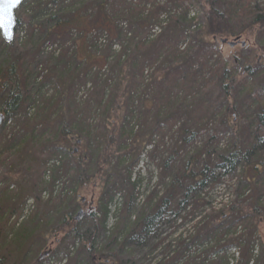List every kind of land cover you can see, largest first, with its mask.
Segmentation results:
<instances>
[{
	"label": "trees",
	"instance_id": "obj_1",
	"mask_svg": "<svg viewBox=\"0 0 264 264\" xmlns=\"http://www.w3.org/2000/svg\"><path fill=\"white\" fill-rule=\"evenodd\" d=\"M167 1L176 9L172 15L161 14L167 5L156 0H25L21 15L25 7L30 10L24 17L16 15L15 32L27 25L38 37L20 43L15 33L10 44L0 37V182L35 199L57 180L76 184L69 190L71 198L51 200L57 208L65 203L54 232L79 243L71 258L63 240L55 243L54 250L60 251L50 256L64 254L66 264H142L135 257L156 248L160 228L185 222L192 223L188 238L165 248L175 245L182 257L166 264H177L191 248L203 247L198 264H264L254 256L255 242L264 234V101L253 92L259 87L264 93V0H199L204 13L194 34L185 30L193 4ZM189 19V26L197 24ZM73 34L80 35L81 47L72 41ZM101 36L107 44L96 54L90 47ZM236 38L248 50L242 59L223 55L214 45ZM46 42L62 51L58 58L39 61ZM68 42L73 49L65 48ZM114 43L120 44L117 52ZM239 64L237 74L233 67ZM45 86L52 91L47 98L41 94ZM239 87L246 90L241 115L235 106ZM239 117L244 128L235 123ZM135 127H141L139 132ZM170 134L174 145L158 166L162 194L152 196L134 217L132 170L143 150ZM228 134L229 143L218 150ZM199 139L202 148L188 153L185 149ZM126 155L130 164L123 174L112 173L110 160ZM223 178L233 200L197 216L208 205L204 191ZM16 190L5 189L0 202V264H42L41 254L27 256L48 240L49 233L40 234L39 212L17 233L8 224L15 201L23 197ZM84 191L93 195L90 204H96V211L76 218L78 192ZM123 192L128 198L107 230L109 204ZM42 204L45 212L50 205Z\"/></svg>",
	"mask_w": 264,
	"mask_h": 264
},
{
	"label": "rangeland",
	"instance_id": "obj_2",
	"mask_svg": "<svg viewBox=\"0 0 264 264\" xmlns=\"http://www.w3.org/2000/svg\"><path fill=\"white\" fill-rule=\"evenodd\" d=\"M159 5L164 6L165 4L167 5V9L161 10V14L166 12L169 15H172L173 11L176 9L172 8L170 4H168L167 0H156ZM190 4H193L192 8L189 7L191 9V13L188 15V12L186 14L185 17V25H186V34H194L199 30V26L201 24V21L203 19V8L201 6V3L199 2V0H189ZM66 3V2H65ZM21 7V6H20ZM19 7L18 11H16L17 17H24L26 14H28L29 10L27 7H25L24 9V13L21 15V8ZM50 5L47 7L49 8ZM178 10V9H177ZM180 11V10H179ZM194 14V16H193ZM21 15V16H20ZM167 16V15H166ZM165 15H162V17H166ZM193 16V17H192ZM197 19V24H191L189 26V24L191 23L190 19ZM155 21L151 20L149 25L153 24ZM148 25V26H149ZM184 25V26H185ZM123 26V25H122ZM123 29H126V27H123ZM155 33L157 34L158 29H154ZM32 28L31 26H27V25H22L19 29H16V34L18 36V39L20 41V43L26 42V41H35L33 38L34 37H38V33L36 32V35H34V32H32ZM147 34V33H146ZM15 36V35H14ZM80 35H75L73 34L72 36V41L76 40V47L77 45H79V47H81V42L82 40L79 37ZM187 38V37H186ZM15 39V38H14ZM97 45L90 47L91 51L93 50V52H96V54H99L100 51L104 48V46H106L107 44V37L106 36H101L98 37L97 39ZM245 43V42H244ZM214 45L217 48H220L222 51L223 55H236L238 56L240 59L244 58L247 56L248 50L246 48V46L244 45V47H241L239 45H237L236 47H234V50H232L231 52L229 51V47L228 46H224L222 47V45L218 42L215 41ZM75 47V48H76ZM65 48L67 49H73L74 46L71 45L70 42H68L65 45ZM120 48V44L119 43H114L113 44V50L115 52H117ZM42 57L39 61H43L45 60L44 58H47L50 55H53V57L58 58L57 56L61 53V48L58 45H54L50 42H46L43 46H42ZM78 51H80V49L78 48ZM90 51V52H91ZM37 60V61H38ZM242 65V64H241ZM241 65H234V71L237 74H240L241 72ZM39 82H42L41 79L38 80ZM50 86H45L43 88V90L41 91V94L45 95L46 98L50 97L52 95V91L50 90ZM254 93H256L259 98L264 101V93L260 92L259 87H255L253 89ZM246 92V90H244L242 87L238 88L237 91V95L235 96V103H236V108L239 109V115H241L240 113V108L243 106L242 100H243V94ZM47 94V95H46ZM84 94V90H82L79 94V98ZM148 99V98H145ZM33 112V109H30V113ZM235 123H237V127L239 128H244V126L246 125L245 121L242 120L241 117L239 118H234ZM12 126V122H8L6 123L5 127L6 130L8 131V138L11 137V133H13L10 129ZM141 129V127H135L134 130L135 132H139V130ZM242 137V136H240ZM231 139V137L229 136V134L226 137H222V142L220 141V145L218 146V150L219 149H224L227 144L229 143V140ZM175 142V138L170 134V135H166L161 139H155V142L153 143V146L150 148H147L145 150L142 151V153L139 156V162L137 163V165L133 168L132 170V179L134 181V183L136 184V187L134 189V195L132 196V200H131V204L133 206V210H132V216L136 217L139 213V211L143 208H146L147 206V202L150 200V198L152 196H154L156 193L158 194L157 196H160L162 194V189L163 187L159 185L158 182V177H159V165L160 162L162 161V158L165 156L163 154V152L167 149H169L171 146L174 145ZM203 146V140L199 139L196 141V143L194 145H190L188 146L185 150L188 153H192L195 149L198 148H202ZM71 150H73L74 152H78L77 149H75L73 146L71 147ZM130 164L129 158L126 155V157L124 158H114L112 160H110V170L112 173L117 174H123L124 168H127L128 165ZM89 169L86 170V175L90 176L91 173L90 171H88ZM60 175V174H58ZM61 176H62V172H61ZM47 177H51L50 175H47ZM114 177V176H113ZM113 180V178H112ZM48 181V179H47ZM67 181V182H66ZM48 184L50 183V180L47 182ZM229 186V181L226 178H223L220 183L212 188H209L207 190L204 191L203 196L205 197V200L207 202V206L200 210V212L197 214V216L203 217L205 214H208L209 212H211L212 210H210L211 208L214 210H220L222 209L225 205H228L231 200H233V195L232 192L230 191V189H228ZM76 187V184H73L72 182H69L67 179H62V180H57L53 186L52 184L49 185L47 188H45L39 195L38 198H34L31 196H26L25 193H21L18 190H16L15 186L13 184H9L7 182L3 183L0 182V202L2 201L3 198V192L5 191V189H7L8 192L12 193L15 190L16 195H20L23 196L22 199L20 198V200L18 199V201H15L14 203V209L12 210L10 216L11 218L9 219V225H12L14 227L13 229V233H17L18 229H20V227L26 223L32 216L36 215L39 212V217L41 218L40 220V227L44 226V229L42 228L40 230V234H48V240L46 241V244H44V246H39L37 245V247L35 249H32L30 252L27 253V256L29 258H33L34 254L37 253L38 254H43L47 251H49L48 256L45 258V260H42V264H66L67 263V259L64 257V254L61 253H57L56 256H50L51 254L55 253V252H59L60 251V247H57L54 250V245L57 242L58 243V239L62 240L64 242L65 247L70 250L69 253V257H73L74 253L78 251L79 248V243H76V241H74L72 238H70L69 236L64 237V235L62 236V233H58L56 234L54 231L57 230L58 226L60 225L61 221L58 219V217H61V215H63L65 213L64 211V206L65 203H63L61 205V207L57 208V205H53L54 203H51V200H56V202L58 200H67L69 198L72 197V194H68L69 190L73 189ZM72 191V190H71ZM78 191V190H76ZM55 192V193H54ZM43 193H45L47 195V197H43ZM124 193V194H123ZM120 193L115 195V197L113 198L112 202L109 204V215L107 217V221H106V229L109 230L113 227L114 222L116 221V217L119 216L120 211H122L123 205L125 200L128 198L127 195L125 194V192ZM51 194V196H50ZM79 197H80V208L79 210L76 212L75 217H80V218H85L88 214H90L91 212H95L96 211V204H90L91 202L93 203V195L92 198L90 197V193L89 191H84V192H78ZM52 195L53 197H55L54 199H52ZM69 195V196H67ZM125 195V197H123ZM19 198V197H18ZM96 198V196H95ZM47 203L50 206L45 210H42V203ZM54 202V201H52ZM96 202V201H95ZM94 202V203H95ZM42 204V205H40ZM28 210V213L26 214L25 212ZM46 215H44V213ZM22 214L23 217H20ZM26 217V218H25ZM183 223L185 222V220L182 221ZM182 223V224H183ZM15 224V225H14ZM192 228V223L189 222H185V224L178 226V224H171L168 226H164L162 228H160L158 234H157V238L154 241V246L155 247H148L147 249L142 251L141 256H137L135 257V262L138 263L141 260L142 264H166L171 258H173L174 256H177V260H179L182 257V252L179 251L180 249H175L174 251V247L173 249H169V250H165V248L167 247V245H171V243L173 242V244L178 240V239H183L185 240L186 238H188V236L190 235V230ZM55 234V236L52 235ZM35 235H33V239L36 238V236L38 237V235L36 233H34ZM74 243V245H72ZM77 244V245H75ZM60 245V243H59ZM262 245L264 246V234L262 235V241L259 242H255V249H254V256L256 260H263L264 261V248H262ZM74 246V247H72ZM208 246V245H207ZM206 248L203 247L202 249H194L191 248L189 250V252L185 255V258L177 263V264H191V261L189 262V260H191V258L197 257L199 258L196 261V264L200 263V261H202L203 257L202 254L199 253V250H205ZM171 250V251H170ZM173 251L176 253L175 255H173ZM179 251V253H177ZM170 252V253H169ZM78 254V252H77ZM231 254V253H230ZM39 256V255H38ZM142 257V259H141ZM161 259H164V261H161ZM262 261V262H263ZM189 262V263H188ZM208 263V262H207ZM206 263V264H207ZM264 263V262H263Z\"/></svg>",
	"mask_w": 264,
	"mask_h": 264
},
{
	"label": "snow or ice",
	"instance_id": "obj_3",
	"mask_svg": "<svg viewBox=\"0 0 264 264\" xmlns=\"http://www.w3.org/2000/svg\"><path fill=\"white\" fill-rule=\"evenodd\" d=\"M20 0H0V30L6 38H11L10 26L14 23L12 9Z\"/></svg>",
	"mask_w": 264,
	"mask_h": 264
},
{
	"label": "water",
	"instance_id": "obj_4",
	"mask_svg": "<svg viewBox=\"0 0 264 264\" xmlns=\"http://www.w3.org/2000/svg\"><path fill=\"white\" fill-rule=\"evenodd\" d=\"M25 0H20V3L18 5H16L13 9H12V14L14 16V23L10 26V31H11V38H6L3 34V31L0 30V37L1 39L6 43V44H10L13 42L14 40V33H15V28H16V16H15V12L19 9V7L23 4ZM220 44L221 45H226L229 48H233L235 47L237 44H239L241 47H244L245 43L244 42H240L239 38L233 39L231 41H227V40H220ZM4 123V116L2 114H0V128L2 127ZM79 142V141H78ZM49 254V251L43 253L40 258H46Z\"/></svg>",
	"mask_w": 264,
	"mask_h": 264
},
{
	"label": "built area",
	"instance_id": "obj_5",
	"mask_svg": "<svg viewBox=\"0 0 264 264\" xmlns=\"http://www.w3.org/2000/svg\"><path fill=\"white\" fill-rule=\"evenodd\" d=\"M154 29H156V28H154ZM154 32H155V30H153ZM55 193V192H54ZM43 197H47V195L45 194V193H43ZM26 214L28 213V210L25 212ZM20 217H23L22 216V214H21V216ZM26 218V217H25Z\"/></svg>",
	"mask_w": 264,
	"mask_h": 264
}]
</instances>
